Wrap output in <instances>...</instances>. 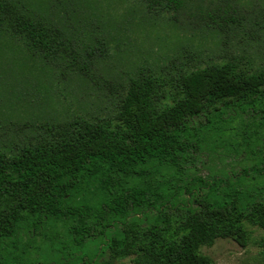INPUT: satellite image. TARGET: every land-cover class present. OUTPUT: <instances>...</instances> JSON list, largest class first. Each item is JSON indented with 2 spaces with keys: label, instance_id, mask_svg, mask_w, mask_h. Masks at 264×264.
I'll return each mask as SVG.
<instances>
[{
  "label": "trees",
  "instance_id": "obj_1",
  "mask_svg": "<svg viewBox=\"0 0 264 264\" xmlns=\"http://www.w3.org/2000/svg\"><path fill=\"white\" fill-rule=\"evenodd\" d=\"M26 2L0 0V33L54 61L66 35ZM137 2L150 20V0ZM175 82L169 92L141 69L113 117L78 118L36 143L0 149V264H215L203 248L218 240L247 248L249 227L264 230V67L211 63ZM216 143L259 159L196 174L203 149ZM259 244L264 259V237Z\"/></svg>",
  "mask_w": 264,
  "mask_h": 264
},
{
  "label": "rangeland",
  "instance_id": "obj_2",
  "mask_svg": "<svg viewBox=\"0 0 264 264\" xmlns=\"http://www.w3.org/2000/svg\"><path fill=\"white\" fill-rule=\"evenodd\" d=\"M27 1L66 39L54 61L41 62L0 33V149L36 143L78 118L113 117L128 80L141 69L163 78L171 92L181 73L211 63L238 61L250 73L264 67V0H183L179 8L169 0H150L146 22L137 0H53L49 8L46 0ZM202 152L193 171L205 177L259 159L219 143ZM249 230L247 248L221 239L203 252L215 264H264L259 244L264 230Z\"/></svg>",
  "mask_w": 264,
  "mask_h": 264
}]
</instances>
